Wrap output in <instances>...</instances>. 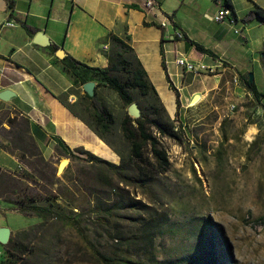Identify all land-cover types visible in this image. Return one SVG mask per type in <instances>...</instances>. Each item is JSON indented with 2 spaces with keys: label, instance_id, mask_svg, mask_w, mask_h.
<instances>
[{
  "label": "rangeland",
  "instance_id": "rangeland-1",
  "mask_svg": "<svg viewBox=\"0 0 264 264\" xmlns=\"http://www.w3.org/2000/svg\"><path fill=\"white\" fill-rule=\"evenodd\" d=\"M255 6L264 9V0H233L238 18ZM164 9L169 15L176 11L187 36L196 42L211 47L215 31H220L227 42L221 45L226 60L220 65V70H224L220 80L211 74L171 78L174 85L184 87L178 93L175 121V93L159 63L149 77L163 109L153 99H143L131 91L140 113L177 128L175 140L159 137L153 128L149 129L165 153L166 171L157 165L149 146L142 149L140 160L131 157L121 122L126 116L133 117L114 92L102 87L95 89L96 94L112 116L109 132L101 134L112 159L102 160L112 166L121 165V170L71 160L61 151L49 158L41 154L42 164L32 156L40 150L32 145L21 124L2 132L11 145L8 151L18 149L16 154L23 169L17 175L31 173L33 168L41 171L37 175L40 181L34 185L17 181L18 187L44 198L37 204L47 206L53 214L43 221L8 212L0 203V225L10 231L8 243L0 245V252L8 250L9 255H2L1 261L104 264L101 257H105L132 264H160L190 249L192 255L200 252L205 256L209 246L193 249L197 241L186 235L187 223L199 221L206 225L205 231L217 236L212 247L215 264H264V111L243 88L251 74L253 83L264 93V25H245L241 18L235 24L215 22L214 0H166ZM167 47L177 51V57L187 56L186 50L190 49L186 41ZM122 58L131 61L128 54ZM174 59L171 56L169 60ZM193 62L207 65L210 60ZM127 68L120 66L113 75L124 79ZM168 70L170 74L182 73L172 63ZM217 70L215 73H222ZM218 81L212 91L193 95ZM194 96L197 99L191 103ZM77 102V113L99 134L89 101L82 96ZM64 161L65 167L58 172ZM4 162L9 170L17 169L8 159L4 158ZM3 182L0 193L11 197V181ZM133 202L136 209L129 206ZM152 211L165 212L168 225L153 249L133 245L128 241L137 233L132 220L145 218Z\"/></svg>",
  "mask_w": 264,
  "mask_h": 264
},
{
  "label": "crops",
  "instance_id": "crops-1",
  "mask_svg": "<svg viewBox=\"0 0 264 264\" xmlns=\"http://www.w3.org/2000/svg\"><path fill=\"white\" fill-rule=\"evenodd\" d=\"M145 1L3 0L0 10V80L3 89L0 92L7 90L12 95L7 100L0 99V171L17 173L23 168L16 154L18 149L8 151L11 145L2 134L19 124L45 158L61 151L56 147V141L60 140L70 151L84 150L100 159H112L107 146L77 113V101L84 92L74 84L71 74L61 61L50 52V44L58 49L62 48L66 55L89 67L105 68L113 63L115 46L109 38L112 35L131 49L150 84L149 75L157 70L158 63V67H161L162 57L164 72L170 81L171 78L183 79L186 75L194 78L188 73H169L168 66L170 63L174 65V61L169 59L171 56L176 58L177 51L167 46L182 41L171 38L173 30H177L183 38L186 37L213 53V57H210L190 46L186 50L187 56H179L190 61L208 59V66L216 65L218 73L222 72L212 77L220 80L224 76L220 65L226 58L221 45H227V42L220 31H215L212 35L214 44L207 47L187 36L185 28L176 17V11H172L170 15L166 13V0H152L156 5L154 10L145 9ZM230 3L232 18L238 21L241 17L238 18L234 10L233 0ZM164 16L171 19V26L163 30L159 23ZM10 22L13 23L12 27L6 25ZM20 22L36 29V34L42 33L47 38L48 45L34 44L36 34L28 35ZM191 50L194 51L193 54ZM171 83L174 85L172 81ZM218 83L219 81L208 89L206 87L195 91L193 95L208 93ZM174 87L179 94L184 89L182 85ZM199 98L201 99L200 96ZM4 158L15 164L17 169L9 170ZM0 203L11 212L1 200ZM0 228L4 227L0 225Z\"/></svg>",
  "mask_w": 264,
  "mask_h": 264
},
{
  "label": "trees",
  "instance_id": "trees-1",
  "mask_svg": "<svg viewBox=\"0 0 264 264\" xmlns=\"http://www.w3.org/2000/svg\"><path fill=\"white\" fill-rule=\"evenodd\" d=\"M226 6L232 10V6L230 4L226 3ZM10 7L12 8V3H10ZM241 21L245 25L253 22L258 26L264 25V9L255 6L253 9L249 10L243 18H241ZM20 26L30 36H34L37 33L36 29L27 26L23 22H20ZM109 38L114 44L115 50L112 53L113 63L105 68L89 67L81 62L74 60L68 55H66L64 59L59 60L71 74L75 85L82 88V86L86 83H95L93 96L88 97L85 93L83 96L89 101L90 107L92 109V119L96 127L98 128L99 134H97L94 129H91V127H89L87 123L86 124L101 140V134L104 135L110 130L112 124V116L109 110L96 94L95 89L97 87H102L114 92L117 95L119 101L125 107H129L135 102L133 96L131 95V91H136L140 95V97H142L143 99H153L155 103L163 109L155 89L147 80L144 70L140 66L138 60L133 56L131 49L116 37L111 35ZM183 40L186 41L190 46H194V48L198 52L213 57V53L211 51L204 49L199 44L189 40L186 37H184L182 41ZM48 48L52 54H54L58 50V48L53 44H50ZM160 53L162 56V49ZM123 54H128L131 61L123 60ZM261 55L264 59V52ZM163 59L164 58L162 57L161 67L165 71ZM123 65L129 68L124 69L126 71V76L124 79H120L113 74L118 71L120 66L123 67ZM165 79L167 80L170 90L175 93V121L178 116L177 109L179 107V95L178 91L173 86L166 73ZM243 88L251 96L253 102L258 104L259 107L264 111V93L260 92L254 83L249 84L248 80L243 82ZM179 127L180 129L183 128L182 125ZM150 128H153L156 135H158L159 137L171 140L177 139V128H172L170 125H167L158 119L151 118L150 115L144 113H140V116L134 119L126 116L121 122V132L125 141L130 145L131 157L134 160H140L142 156V149L146 146H149L150 153L152 154L153 159L164 172L168 167L167 158L165 156V153L158 148V140L149 131ZM29 140L32 142V145L36 147V144L31 139V137H29ZM56 145V147L62 151V154L70 158L71 160L85 161L90 164H99L101 166H105L106 168H111L114 170L122 169L121 165L112 166L107 161L102 160L87 151H70L60 140L56 141ZM79 155H83L84 158H81V156ZM32 156L36 158L39 163L43 164L40 152ZM24 158L25 157H23L22 159ZM17 173H6L0 171V186L4 185V179L10 180L12 183V190L10 191L9 195L13 198H6L4 193H0V200L7 206L8 210L15 211L16 213L23 216H35L36 218L43 221L52 216L53 212L52 210H50V208L37 204V202L42 201L44 198L40 197L37 194L31 193L27 188L22 189L18 187L19 185L17 181H26L31 185L33 184V182L40 181L37 175L41 174V171L37 170V168H33L31 173H28L26 171H24L20 175H17ZM41 193L45 194L44 191H42ZM134 204L136 203L133 202L132 205H129L131 209H136ZM132 221L137 228V233L133 234L128 241L133 245L141 244L144 247H148L149 249H153L157 237L161 234L162 229L169 223L168 216L165 212L158 213L156 211H152L151 213L149 212L147 214V217L145 218L138 217ZM187 225V237H189V239L193 241H197L193 249H198L203 244H207L209 246V249L206 252L205 256L201 255L200 252L197 255L195 253L192 255L190 254L192 252L190 249L188 252L181 253L179 256H174L171 259L164 260L163 262H160V264H215V251L212 247L214 245V240H218L216 234L214 235L208 230L205 231L206 225L199 221H194V223L188 222ZM2 255H4V257L5 255L6 257H8L9 251L6 250L2 253ZM13 257L14 255L11 252L10 258ZM101 259L103 260L104 264H132L123 259H116L113 261H110L105 257H101ZM0 264H17V262L15 260L9 262L0 260Z\"/></svg>",
  "mask_w": 264,
  "mask_h": 264
},
{
  "label": "built area",
  "instance_id": "built-area-1",
  "mask_svg": "<svg viewBox=\"0 0 264 264\" xmlns=\"http://www.w3.org/2000/svg\"><path fill=\"white\" fill-rule=\"evenodd\" d=\"M214 2L217 6V10L214 15L215 22L223 23L225 20L228 21L229 24H235L237 22L236 20L232 18V14H233L232 10L226 6V3L231 5L230 0H214ZM143 7L148 10H154L156 8V5L154 4L152 0H146ZM6 25L9 27H12L13 23L10 22V23H7ZM159 25L161 29L163 30L167 29L168 26H171V19L167 16H164L162 21H160ZM234 33L238 34L236 31ZM171 38L172 39L174 38L180 41L183 39V36L177 30H173V34ZM106 49L107 48L105 47L104 50ZM174 66L177 69H180L182 71L181 75L183 73H188L195 77L201 74L215 75L216 74L215 71L218 68L216 65L208 66L202 63H195L193 61L186 59L183 56H179L174 59ZM2 89L3 88H2V84L0 80V90ZM233 109H234V106H233ZM1 256H2V253L0 252V258Z\"/></svg>",
  "mask_w": 264,
  "mask_h": 264
},
{
  "label": "water",
  "instance_id": "water-1",
  "mask_svg": "<svg viewBox=\"0 0 264 264\" xmlns=\"http://www.w3.org/2000/svg\"><path fill=\"white\" fill-rule=\"evenodd\" d=\"M3 6V0H0V10L2 9L1 7ZM33 43L39 46H47L48 45V41L47 38L44 37V35L42 33H38L35 35V38L33 40ZM54 57L57 60H62L66 57L65 52L63 51L62 48H59L55 53H54ZM249 79L248 82L249 84H252V76L251 74L248 75ZM94 83L89 82L86 83L85 85L82 86V91L88 96V97H92L94 94ZM12 94L9 91H2L0 92V99L2 100H7ZM197 99V96H194V98L192 99L191 103H193L195 100ZM128 113L130 114L131 117L134 118H138L140 116V111L138 109V107L133 103L128 107ZM67 163V162H66ZM66 163L60 164L59 168H58V172H61L63 170V168L65 167ZM9 237H10V231L7 228H0V245L5 246L8 241H9Z\"/></svg>",
  "mask_w": 264,
  "mask_h": 264
},
{
  "label": "bare ground",
  "instance_id": "bare-ground-1",
  "mask_svg": "<svg viewBox=\"0 0 264 264\" xmlns=\"http://www.w3.org/2000/svg\"><path fill=\"white\" fill-rule=\"evenodd\" d=\"M66 163V161L62 162L61 164Z\"/></svg>",
  "mask_w": 264,
  "mask_h": 264
}]
</instances>
